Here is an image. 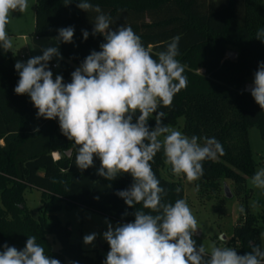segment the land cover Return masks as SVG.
Returning <instances> with one entry per match:
<instances>
[{
  "label": "trees",
  "instance_id": "trees-1",
  "mask_svg": "<svg viewBox=\"0 0 264 264\" xmlns=\"http://www.w3.org/2000/svg\"><path fill=\"white\" fill-rule=\"evenodd\" d=\"M89 2L110 16L111 30L131 27L153 58L166 50L173 37H180L176 59L185 66L188 83L174 96L171 107L158 109L166 113L162 124L175 126L182 117L181 133L215 137L222 145L223 155L204 161V174L194 182L207 189H215L221 180L245 186L256 167L248 129L256 127L264 137V110L251 92L245 91L246 81L254 78L259 63L264 62V42L256 39V32L264 28V0ZM77 3L72 0L66 6L65 0L34 2V37H56L58 29L74 27L73 42L59 43L62 59L56 73L63 76L65 83L71 82V73L93 50L100 51L105 42L102 35H92L97 13L82 11ZM82 30L88 31L87 40ZM229 50L235 52L234 58L226 56ZM18 80L11 51L0 48V252L5 244L21 250L28 236H35L45 254L61 264H103L110 251L107 241L103 244L106 255H90L79 242H70L69 224L62 223L56 212L83 207L120 223L133 222L135 209L116 195L130 188L133 177L124 173L113 181L104 179L98 175L101 165L97 157L92 167L81 171L75 165L72 142L62 134L58 118H37L38 110L27 94L14 92ZM155 115L148 121L150 129L155 127ZM53 152L58 153L55 160ZM164 161L161 150L150 163L167 192L164 202L174 204L184 199V191L179 181L162 175ZM27 189L40 192L37 218L25 204ZM257 203L263 204L264 200ZM135 208L142 209V205ZM257 223L256 216L248 213L234 227L232 240L238 244L239 255L251 251L250 244L260 245ZM48 236L58 241V250L52 249Z\"/></svg>",
  "mask_w": 264,
  "mask_h": 264
},
{
  "label": "clouds",
  "instance_id": "clouds-1",
  "mask_svg": "<svg viewBox=\"0 0 264 264\" xmlns=\"http://www.w3.org/2000/svg\"><path fill=\"white\" fill-rule=\"evenodd\" d=\"M71 2L65 0V5ZM77 7L97 13L92 35L104 37L101 50H93L84 59L71 73L70 83H65L62 75L53 78L49 68L54 57L62 59L58 47H47L42 55L31 57L26 63L17 61L14 67L19 80L14 92L30 97L38 110L37 118H58L62 134L72 142L75 165L81 171L92 167L97 157L101 165L98 175L104 179L113 181L124 173L133 177L130 188L119 190L116 195L135 209V219L115 227L106 219L103 238L110 251L103 264H264V248L260 245L250 244L251 251L244 255L233 247L215 243L207 248L204 244L197 247L192 237L198 222L187 202L177 199L173 204L163 200L167 192L150 163L158 152L163 150L164 162L171 166L173 175H183L189 182L203 176L204 161L215 160L224 153L215 137H188L162 124L166 113L158 109L171 107L174 96L188 83L185 66L176 59L180 37H173L166 50L153 58L131 27L111 30L110 16L89 0H78ZM27 8L28 0H0V48L5 52L13 47L7 32L10 16ZM57 31L58 35L52 38L57 44L73 42L74 27ZM82 34L87 40L88 31L82 30ZM256 39L264 42V28L256 32ZM250 91L264 110V62L258 65ZM153 113L156 123L150 129L148 121ZM251 179L256 188L264 190V168ZM137 204L142 209H136ZM96 237V233L85 235L83 241L90 245ZM36 239L28 236L21 250L3 245L0 264H61L46 255Z\"/></svg>",
  "mask_w": 264,
  "mask_h": 264
},
{
  "label": "rangeland",
  "instance_id": "rangeland-1",
  "mask_svg": "<svg viewBox=\"0 0 264 264\" xmlns=\"http://www.w3.org/2000/svg\"><path fill=\"white\" fill-rule=\"evenodd\" d=\"M34 2L28 0V8L25 12H14L10 16V23L7 25V32L12 39L13 47L10 49L15 61L27 62L31 57L43 54V49L47 47H58L59 44L52 38L43 37L35 39L33 35L34 26ZM24 36V39L22 38ZM23 48V49H22ZM20 53L25 54V58L19 57ZM227 57L235 56L233 50H229ZM59 59L54 57L49 64L58 63ZM55 78L56 69L52 70ZM254 78L245 83V90L250 91ZM183 124V118L179 117L175 126H170L180 131ZM169 126V125H168ZM248 138L253 159L256 163L255 172L264 168V137H261L256 127L248 129ZM163 139V137H161ZM57 156V154H54ZM170 165L165 164L161 169L163 176H171L175 181H179L184 191V200L190 207L192 214L198 222V229L193 234L196 246L204 244L207 248L215 243L220 247H233L238 252V244L232 240V231L234 227L242 223L245 214H253L258 219L257 227L259 229L260 245L264 248V203H257L258 200H264V190L256 188L251 178H247L245 186H237L231 180H221L215 189H207L196 182H189L187 179L179 178L169 171ZM198 185V188H197ZM226 186L231 192V197L226 198L223 186ZM25 204L34 218L38 216V206L40 192L36 189H27L24 192ZM243 208V212L241 211ZM62 223H68L71 229L70 242L77 243L81 241V246L90 255L96 253L106 255L103 244L106 241L103 233L107 231L106 219L113 227L120 222L109 219L103 215L95 213L83 207H75L70 210L62 208L56 212ZM96 233L97 237L92 244L86 245L83 241L85 235ZM53 250L59 249L58 241L52 236H48Z\"/></svg>",
  "mask_w": 264,
  "mask_h": 264
},
{
  "label": "built area",
  "instance_id": "built-area-1",
  "mask_svg": "<svg viewBox=\"0 0 264 264\" xmlns=\"http://www.w3.org/2000/svg\"><path fill=\"white\" fill-rule=\"evenodd\" d=\"M235 56H236V54H235ZM235 56H234V57H235ZM19 57H20L21 59H24V58H25V54H24V53H20V54H19ZM234 57H232V58H234ZM56 67H57V64H55V63H51V64H49V68H50V69H54V68H56ZM245 91H248V90H245ZM248 92H251V91H248ZM52 157H53V159L55 160V159L58 158V155L55 156L54 154H52Z\"/></svg>",
  "mask_w": 264,
  "mask_h": 264
},
{
  "label": "water",
  "instance_id": "water-1",
  "mask_svg": "<svg viewBox=\"0 0 264 264\" xmlns=\"http://www.w3.org/2000/svg\"><path fill=\"white\" fill-rule=\"evenodd\" d=\"M70 153H71V149L66 152V155L68 156ZM223 191H224L226 198H230L232 196L231 192L229 191V189L225 185L223 186Z\"/></svg>",
  "mask_w": 264,
  "mask_h": 264
},
{
  "label": "crops",
  "instance_id": "crops-1",
  "mask_svg": "<svg viewBox=\"0 0 264 264\" xmlns=\"http://www.w3.org/2000/svg\"><path fill=\"white\" fill-rule=\"evenodd\" d=\"M22 38L24 39V36H22ZM35 39H38L37 37H34ZM23 49V48H22ZM11 51V50H10ZM11 53H12V51H11ZM60 60V59H59ZM12 61H13V64H14V66H15V61H14V58H13V55H12ZM59 62V61H58ZM54 63V62H53ZM55 64H58V63H55ZM54 69H56V71H57V67L56 68H54ZM53 69H51V71H52ZM18 73V72H17ZM19 75V74H18ZM55 75H57V73H55ZM27 97L30 99V97L27 95ZM31 100V99H30ZM2 143V141H0V144ZM57 154L58 155V153L57 152H53L52 154ZM179 178V177H178ZM84 209H86V208H84ZM80 244H81V241L79 242Z\"/></svg>",
  "mask_w": 264,
  "mask_h": 264
}]
</instances>
